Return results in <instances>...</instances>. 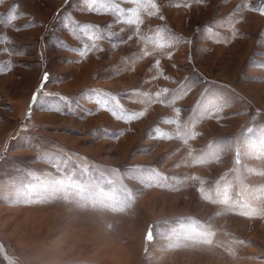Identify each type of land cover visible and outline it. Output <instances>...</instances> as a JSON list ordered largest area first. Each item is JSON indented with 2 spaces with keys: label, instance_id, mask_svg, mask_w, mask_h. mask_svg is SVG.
Segmentation results:
<instances>
[{
  "label": "rangeland",
  "instance_id": "374dc122",
  "mask_svg": "<svg viewBox=\"0 0 264 264\" xmlns=\"http://www.w3.org/2000/svg\"><path fill=\"white\" fill-rule=\"evenodd\" d=\"M155 2L0 0V264H264V0Z\"/></svg>",
  "mask_w": 264,
  "mask_h": 264
},
{
  "label": "snow or ice",
  "instance_id": "6c2138e0",
  "mask_svg": "<svg viewBox=\"0 0 264 264\" xmlns=\"http://www.w3.org/2000/svg\"><path fill=\"white\" fill-rule=\"evenodd\" d=\"M89 2L92 3V4H96V3L107 4V3H114L115 0H89ZM130 2L131 3H144V2H146V3H148L151 6V8H153V9L157 8V4H156L155 0H130ZM92 10L93 11H100V9H97V8H93ZM106 12L115 14V17H118V15H119V9L118 8H107ZM137 21H138V18H131V19H128L126 21V23L129 24V25L134 26V25L137 24ZM115 22L124 23L125 21L119 20L117 18V19H115ZM140 23H143V22L140 21ZM97 27H99V26H97ZM121 31H123V29H121ZM129 38H131V37H129ZM33 99L37 100L38 97L34 95ZM237 163H239V158H237ZM54 167H56L58 171H63V169H61L59 167V165H54ZM186 179H196V177H190V178H186ZM109 183H111V182H109ZM55 184H56V186L53 188V190L45 195V199H48V198L56 199L58 197V195L61 192H63L65 189L76 188L77 189V193L82 191V189H79L78 186L75 185L74 183H72L71 181L66 183V184L63 181H56ZM199 191H202V189H199ZM223 195H224L225 199L222 202L223 203H227L228 202V198H229V193L227 191H225L223 193ZM63 198L67 199L68 197L64 196ZM129 199H131V197H129ZM98 203H99V205L101 207L111 208V210L114 211V212H121V211H124L125 207H130V204H125V205H122L119 208H114V207H111L109 204L104 203L103 201H98ZM244 215H250V214L249 213H244ZM145 239L147 241H151L153 239L151 230H149V232L146 234Z\"/></svg>",
  "mask_w": 264,
  "mask_h": 264
}]
</instances>
